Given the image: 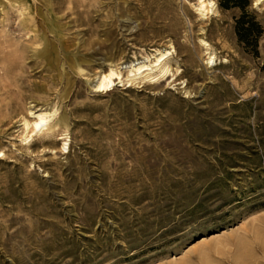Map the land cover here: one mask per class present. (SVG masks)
Returning a JSON list of instances; mask_svg holds the SVG:
<instances>
[{
    "label": "rangeland",
    "instance_id": "rangeland-1",
    "mask_svg": "<svg viewBox=\"0 0 264 264\" xmlns=\"http://www.w3.org/2000/svg\"><path fill=\"white\" fill-rule=\"evenodd\" d=\"M211 1L0 0V264H264V0Z\"/></svg>",
    "mask_w": 264,
    "mask_h": 264
},
{
    "label": "bare ground",
    "instance_id": "bare-ground-1",
    "mask_svg": "<svg viewBox=\"0 0 264 264\" xmlns=\"http://www.w3.org/2000/svg\"><path fill=\"white\" fill-rule=\"evenodd\" d=\"M213 6L214 2L211 0H197V9L200 13L210 10ZM170 53L171 51L169 49H164L162 51H156L152 54L151 58L145 57L140 60L129 61L126 64H109L106 71L98 72L94 78L93 87L96 90H107L113 87L115 81L118 82L123 79H156L160 76H164L167 71H169L167 58ZM53 113L54 110L52 112L42 110L30 111L32 117L30 119L31 121L23 119V125L25 129H29V131L33 133L39 132L44 128H48L49 119ZM63 145L65 146L66 142H63ZM201 239L199 241H201Z\"/></svg>",
    "mask_w": 264,
    "mask_h": 264
},
{
    "label": "trees",
    "instance_id": "trees-1",
    "mask_svg": "<svg viewBox=\"0 0 264 264\" xmlns=\"http://www.w3.org/2000/svg\"><path fill=\"white\" fill-rule=\"evenodd\" d=\"M233 6H239L242 11L241 14L235 19V30L238 36V39L242 42H245L247 45L251 46V50L254 53H257L256 44H257V36L261 32V27L255 19L248 14L242 4L234 1ZM227 7V5H223Z\"/></svg>",
    "mask_w": 264,
    "mask_h": 264
}]
</instances>
